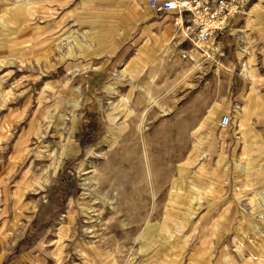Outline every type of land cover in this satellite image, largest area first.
Segmentation results:
<instances>
[{
    "label": "rangeland",
    "instance_id": "1",
    "mask_svg": "<svg viewBox=\"0 0 264 264\" xmlns=\"http://www.w3.org/2000/svg\"><path fill=\"white\" fill-rule=\"evenodd\" d=\"M241 2L210 49L149 0H0V264H264V0Z\"/></svg>",
    "mask_w": 264,
    "mask_h": 264
},
{
    "label": "built area",
    "instance_id": "2",
    "mask_svg": "<svg viewBox=\"0 0 264 264\" xmlns=\"http://www.w3.org/2000/svg\"><path fill=\"white\" fill-rule=\"evenodd\" d=\"M244 2V1H243ZM241 0H149L150 9L159 15H175L174 27L184 41L201 48L221 36L231 22L242 13ZM225 116L220 126L230 125Z\"/></svg>",
    "mask_w": 264,
    "mask_h": 264
},
{
    "label": "bare ground",
    "instance_id": "3",
    "mask_svg": "<svg viewBox=\"0 0 264 264\" xmlns=\"http://www.w3.org/2000/svg\"><path fill=\"white\" fill-rule=\"evenodd\" d=\"M116 27V26H115ZM116 32V31H115ZM94 36V35H93ZM90 37V36H89ZM101 38V37H100ZM164 38V41L166 42V43H169V41L171 40H169V39H167L166 38V36H164L163 37ZM90 39V38H89ZM91 40H92V38H91ZM95 40H96V36H95ZM101 40V39H100ZM93 41V40H92ZM91 41V42H92ZM99 42V41H98ZM101 42V41H100ZM103 42V41H102ZM115 42V41H114ZM94 43V42H93ZM118 43V42H117ZM121 43V42H120ZM119 44V43H118ZM207 46L210 48V49H213V45L212 44H207ZM204 47V46H203ZM208 48V49H209ZM204 51V50H203ZM206 53H208L207 51H205ZM204 52V53H205ZM209 55H210V53H209ZM69 90H70V88H69ZM71 93V92H70ZM119 95H120V93H119ZM67 101V100H66ZM71 101V100H70ZM75 101V100H74ZM72 102V101H71ZM131 110V109H130ZM129 111L127 110V113H128ZM125 113V112H124ZM131 113V112H130ZM132 113H134V112H132ZM131 113V114H132ZM123 116V115H122ZM128 116V115H127ZM130 116V115H129ZM65 117V116H64ZM231 121V120H230ZM113 125H112V127H110V128H113V131L112 130H109L108 131V136H107V140H109V141H111V143H113V142H116V140L125 132V130H126V125L124 124V123H120V124H115V123H112ZM142 129V128H141ZM95 147L96 146H94V147H92V148H90L89 149V154H92L93 152H94V149H95ZM23 148V147H22ZM95 168V167H94ZM85 170V169H84ZM83 171V170H82ZM96 171V170H95ZM99 171V170H98ZM97 172V171H96ZM95 172V173H96ZM89 173V172H88ZM95 173H92L93 175L95 174ZM118 191V190H117ZM117 194V193H116ZM86 192L85 193H83L82 194V197H81V199L78 201V205L80 204V210H81V212H83V213H85V214H87V216L88 215H90L89 216V219H91L92 218V213L93 212H96L97 210H95V205L94 204H91V203H89V201H87L86 200ZM91 195V194H90ZM113 197V196H112ZM88 199H90V198H88ZM113 200V199H112ZM93 201V200H92ZM96 201V200H95ZM115 201H116V199H115ZM107 203H108V201H106ZM77 204L73 201V200H71L70 201V205L72 206V208H71V210H70V212H73V209H75L76 210V206H77ZM112 208L114 207V205L113 206H111ZM73 217V216H72ZM71 221V220H70ZM68 224H70V223H68ZM68 228H69V226H68ZM82 253L84 254V255H86V256H89V254H88V251L86 250V249H82ZM91 260V259H90Z\"/></svg>",
    "mask_w": 264,
    "mask_h": 264
},
{
    "label": "crops",
    "instance_id": "4",
    "mask_svg": "<svg viewBox=\"0 0 264 264\" xmlns=\"http://www.w3.org/2000/svg\"><path fill=\"white\" fill-rule=\"evenodd\" d=\"M150 17H154V14L152 13V15ZM173 26H174V24H173ZM242 110L245 111L246 110V107L244 109H242Z\"/></svg>",
    "mask_w": 264,
    "mask_h": 264
}]
</instances>
